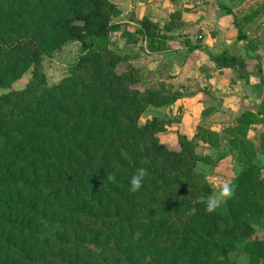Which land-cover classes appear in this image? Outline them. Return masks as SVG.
Returning a JSON list of instances; mask_svg holds the SVG:
<instances>
[{
  "label": "trees",
  "instance_id": "16d2710c",
  "mask_svg": "<svg viewBox=\"0 0 264 264\" xmlns=\"http://www.w3.org/2000/svg\"><path fill=\"white\" fill-rule=\"evenodd\" d=\"M115 9L110 0H0V88L32 69L24 88L0 94V264H239L243 256L264 264V132L260 155L247 138L264 123V104L224 129L240 168L232 197L205 212L214 189L207 172L223 155L204 150L219 146L221 133L199 125L192 138L178 133L175 150L158 136L172 120L140 124L148 107L168 108L185 93L172 83L139 89V68L117 72L121 56L94 46L114 29ZM172 16L165 30L182 25L180 12ZM71 40L83 51L68 76L50 83L44 56ZM236 61L224 51L216 64ZM141 167L148 176L131 193Z\"/></svg>",
  "mask_w": 264,
  "mask_h": 264
},
{
  "label": "rangeland",
  "instance_id": "374dc122",
  "mask_svg": "<svg viewBox=\"0 0 264 264\" xmlns=\"http://www.w3.org/2000/svg\"><path fill=\"white\" fill-rule=\"evenodd\" d=\"M116 7L114 14L111 16V23L115 25L114 29L110 31L105 39H97L94 41V46L98 47L106 43L110 49L114 50L121 56V60L117 64L116 71L124 72L128 69L137 67L140 70V81L136 85L139 89H145L149 86H158L161 83L165 85L171 84L174 89L183 91L184 93L194 92L196 89H203L212 69L206 68L202 64L200 56L191 55L192 51L189 46L201 42V29L192 31V37L189 36L191 32L185 33L184 29L187 21L185 13L192 12L195 9L198 20L201 19L202 0H168L164 7L161 4L163 0H110ZM213 1V0H212ZM233 1V0H232ZM243 0L236 2L242 3ZM170 3V5L168 4ZM211 5L210 1L206 2ZM157 8H161L162 12L159 14L155 12ZM198 8V9H197ZM169 9H173L169 11ZM229 9H231L229 7ZM180 12L182 15V25L175 26L171 30H165L169 21L173 19L172 14ZM227 11V10H226ZM232 11V10H231ZM156 13V14H155ZM229 13V11H227ZM63 14H61L62 16ZM156 19L155 21L152 19ZM236 21L238 20L243 32L248 37L256 35L251 40L250 48L256 43L261 42V37H264V30L259 28L264 26V0H253L249 6H245L242 11L235 14ZM148 21V22H147ZM181 21L176 20V23ZM149 23H156L160 28H151ZM145 27H149L153 35H144L142 32ZM257 26V27H254ZM262 31L261 35H258ZM133 34L137 41L131 42ZM196 35L198 37H196ZM258 35V36H257ZM160 39L157 42L156 40ZM189 39V40H188ZM255 41V42H254ZM83 51L82 43L79 40L68 41L55 50L52 55L44 56V69L47 73L50 83H57L71 72L73 65L78 60V57ZM229 53V52H228ZM222 68L217 67L216 70ZM32 69H27L23 74L17 78L9 88L1 87L0 94L9 91L10 89H22L26 86L32 77ZM142 78V81H141ZM169 108V107H168ZM165 108L148 107L145 113L140 118V124H145L147 120L157 117L163 120H172V123L177 122L179 114L173 113L169 118V113ZM175 109V108H174ZM173 110V109H172ZM171 123V124H172ZM206 126V125H203ZM207 127V126H206ZM160 140L169 148L179 150L180 144L178 142V134L173 130H169V125L158 132ZM224 137L228 140L230 135ZM229 143V142H228ZM221 145V144H220ZM219 156V155H218ZM223 156L217 166H214V172H220L226 176V181L230 182L237 172V167L240 165L237 158ZM203 170L208 167L200 164ZM199 166V167H200ZM213 187L222 184L219 178L214 176L210 178ZM258 235H264V222L258 228ZM239 264H248L247 257L243 256L239 259Z\"/></svg>",
  "mask_w": 264,
  "mask_h": 264
},
{
  "label": "crops",
  "instance_id": "0c3cea01",
  "mask_svg": "<svg viewBox=\"0 0 264 264\" xmlns=\"http://www.w3.org/2000/svg\"><path fill=\"white\" fill-rule=\"evenodd\" d=\"M207 1H210L211 5L208 6ZM236 1L202 0L201 7L197 8L202 10L200 20L197 17L199 13L197 15L195 12L196 8L192 9V12L185 13L187 21L184 26L185 33L191 32L189 36L192 37L193 30H202L201 42H199L201 47L192 51L191 55L200 56L202 64L206 68L210 67L212 71L208 79L203 78L204 81H207L206 86L202 83L203 89L185 93V96L167 109L169 118H173L172 111L179 114L178 121L169 125V130H173L176 135L181 133L192 138L199 125H206L221 133V145L207 147L204 150L206 154L214 158L218 155L237 157L238 152L231 150L228 140L224 137V129L235 125L239 116L246 111L259 112L264 104V37H261V42L251 48H247L248 41H251L256 35L249 34L248 40L238 38V28L234 23L235 14L242 11L245 6H249L253 0H243L242 3ZM167 2L168 0H163L162 7ZM196 2L199 1L196 0ZM220 3L230 7L232 13H227L226 9L221 8ZM168 4L170 5V3ZM172 10L169 9V11ZM155 12L160 14L162 10L157 8ZM259 28L263 31V24ZM262 31L258 35H261ZM196 37L198 36L196 35ZM224 51L237 57L235 67L215 71L214 69L218 67L217 57ZM207 108L209 113L204 115L203 112ZM263 132L264 123H257L253 124L247 133V138L254 142L259 155L261 154L260 143ZM237 168H240V165ZM213 169L207 172V179L212 186L210 178L213 176L218 177L219 181L227 182L225 175L220 172L216 173ZM229 181L228 183L231 185V180Z\"/></svg>",
  "mask_w": 264,
  "mask_h": 264
},
{
  "label": "clouds",
  "instance_id": "9594fccd",
  "mask_svg": "<svg viewBox=\"0 0 264 264\" xmlns=\"http://www.w3.org/2000/svg\"><path fill=\"white\" fill-rule=\"evenodd\" d=\"M148 176V171L146 168H138L136 173L132 175L130 178L129 184V191L131 193H136L141 190L143 187V183L145 178ZM109 180L114 181L115 180V175L110 174L108 176ZM233 195V189L231 185L228 182H223L222 184H219L214 187L213 192L207 197L205 203V212L207 213H213L215 212L221 205L222 203L228 199L231 198ZM196 209H190L188 212V215H195ZM140 236V233H136L135 237L138 239Z\"/></svg>",
  "mask_w": 264,
  "mask_h": 264
},
{
  "label": "water",
  "instance_id": "95a60500",
  "mask_svg": "<svg viewBox=\"0 0 264 264\" xmlns=\"http://www.w3.org/2000/svg\"><path fill=\"white\" fill-rule=\"evenodd\" d=\"M74 25L84 26L85 25V21H83V20H76V21H74Z\"/></svg>",
  "mask_w": 264,
  "mask_h": 264
}]
</instances>
